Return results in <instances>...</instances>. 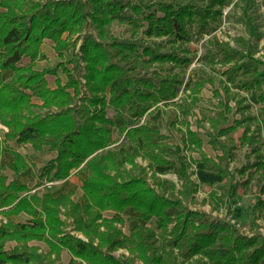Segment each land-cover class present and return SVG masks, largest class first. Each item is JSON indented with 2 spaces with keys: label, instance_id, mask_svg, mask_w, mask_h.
I'll use <instances>...</instances> for the list:
<instances>
[{
  "label": "trees",
  "instance_id": "1",
  "mask_svg": "<svg viewBox=\"0 0 264 264\" xmlns=\"http://www.w3.org/2000/svg\"><path fill=\"white\" fill-rule=\"evenodd\" d=\"M225 1L201 5L194 0H0V121L8 127L5 139H0V155L6 149L13 153L9 167L14 171L7 182L0 163V212L7 216L5 222L0 220V264H45L50 253L55 254L51 262H56L63 247L75 256L69 264H264V223L257 221V214L252 218L251 233H246L228 220L190 207L198 189L190 170L191 158L178 162L180 187L157 176V165L176 162L167 141L169 134L145 118L161 102L177 103L186 115L182 119L185 148L197 149L201 156L194 161L230 178L228 196L235 194L239 183L229 169L237 147L233 132L243 126L240 143L252 146L257 154L253 166L264 178V147L257 144L264 128V59L229 45L205 54L208 62L217 59L227 65L220 71L224 93L214 88L220 108L214 114L204 112L198 119L210 124L209 142L220 151L216 158L203 150V137L188 118L202 100V88L214 80L189 79L184 83L189 93L175 100L184 82L181 72L192 61L188 43L194 32L189 25L197 23L199 34L210 30ZM115 19L137 27L146 25L147 36L169 37L177 47L166 51L156 40L145 44L110 37L107 26ZM249 22L254 34L251 17ZM46 38L54 42L61 58L71 48L72 56L39 69L35 63L44 57ZM24 56L29 57L26 64L20 63ZM167 62L180 71L141 70ZM5 69L13 70L10 79L2 78ZM47 74L55 75L54 87ZM234 83L256 90L262 103L256 114L250 110L247 96L232 88ZM33 96L41 103L33 102ZM235 106L241 116L228 124ZM108 107L115 110L112 116ZM114 128L127 147L120 148ZM12 139L29 142L37 150L45 146L57 150L56 157L41 167V176L50 180L66 178L73 169L83 168L87 172L82 184L84 202L73 200L71 191L58 196L29 194L21 180L29 160L5 142ZM175 148L176 152L182 150L179 144ZM138 157L147 164H141ZM149 171L153 182L148 179ZM210 195L217 203L223 201L216 190ZM129 206L155 226L142 222L125 233L117 225L121 216L103 215L105 209L123 212ZM23 209L33 214L32 222L10 218ZM262 209L264 198L253 208L254 212ZM33 238L49 243L47 254L27 244ZM8 239H16L19 245L6 250ZM120 247L129 253L116 255L114 250Z\"/></svg>",
  "mask_w": 264,
  "mask_h": 264
},
{
  "label": "rangeland",
  "instance_id": "2",
  "mask_svg": "<svg viewBox=\"0 0 264 264\" xmlns=\"http://www.w3.org/2000/svg\"><path fill=\"white\" fill-rule=\"evenodd\" d=\"M153 1L155 2L160 0ZM177 1L187 2L190 0ZM194 1L198 2L201 5H205L210 0ZM216 7L219 6L216 5ZM161 12V10L158 11V13ZM249 17L252 18V22L254 24L253 26L256 29V32L254 34H252L251 32ZM213 26L214 27L210 30L199 34L197 23L189 25V28L194 32L192 39L188 43L192 61L188 65V67H186L184 71L181 72V76L183 77L184 82L178 93V96L175 97V100L180 101L181 97L189 93V89L186 88L184 84L189 81V79L206 78L214 80L213 84L211 82L206 83L205 87L202 89V100L199 106H196L194 108V114L189 115L188 118L190 120L192 128L199 130L204 138V146L206 148H203V150L209 156L216 158L217 154L220 151L212 148L207 144L210 138V136L208 135V132L211 130L210 124L207 119H203L204 121H199L198 119L201 118L202 115H204V112L206 114H214L215 111L220 108L218 103L219 97L217 95H214V88H219L221 90L220 78H222L223 75L220 73V71L223 70L227 65H223L217 59L215 63L208 62L205 58V54H207L208 52H219L226 45H229L237 50L244 52L245 54H247L248 51H252L256 57L264 59V0H226L225 3L221 6V14L213 22ZM107 27L110 37L121 40H136L145 44H150L151 40H156L162 45L160 48L166 51L174 49L178 44L177 42L169 40V37L147 36L144 32L146 25L143 24L140 27H137L127 21H120L118 19H115ZM74 36L76 37L77 34H75ZM80 42L81 38H79L77 41V49ZM42 50L44 52V57L36 60L35 63V67L39 69H42L49 65H56L61 60L69 59L72 56L73 51L72 48L68 51H65L63 57L64 59L61 58L54 49V42L48 38L44 40L42 44ZM21 62L23 64L28 63L29 57L24 56L20 63ZM141 70L142 72L148 71L149 73H152L154 70H162L163 72H167L180 71V67L173 66L171 62H167L164 65L152 63L147 68L142 67ZM10 71L11 70H8L7 72ZM59 74L62 80H66L65 74L60 68ZM47 79L50 86L54 87L56 85L55 75L47 74ZM231 86L234 90L239 91L240 95L243 94L247 96L248 100L250 101V110L253 113H256L259 110L260 102L256 97L255 89L248 90L246 88L240 87L237 83L231 84ZM32 100L35 103H41V99L37 96H33ZM232 104H235L234 100L232 101ZM201 107H203L204 109L202 110ZM114 113L115 110L112 107H108V114L112 116ZM185 116L186 115L184 113V110L180 108L177 103H173L171 101L167 103H159L158 107H156L148 115L145 116V118L147 119L151 118V120H149L154 127L159 128L162 132L169 134V138L167 139V141L171 144L170 148L174 153L172 155V158L176 162L174 164L165 166L157 165L155 167L157 176L159 178H166L172 182H175L177 187H180L182 171L178 162L181 158H191L192 162L190 170L193 172V178L198 183V189L194 201L189 204L190 207H192L193 209L207 211L211 214V216L228 220L238 226L241 231L251 233V222L255 214L259 216L257 221L261 225L264 223V209H262L260 212L259 210H256V212H254L253 210L255 203L260 198H264V178L260 175V171L257 170L255 166H253L254 162H256L257 160L256 152L253 151L251 145H242L240 143L239 137L243 131L242 128H239L237 131L233 132L235 140L237 142V148L235 149L234 159L229 164V169L232 173L235 174V181L238 180L239 183L237 184V190L235 194L228 196V190L231 181L230 178H222L220 174H218L215 170L204 167L201 161H194V159L200 158V152L197 149L191 147L185 148L183 140V131L185 130V125L182 123V119ZM236 116H240V113H232L230 115L229 121L232 122L233 118ZM173 120L177 121V124L174 126L171 125V121ZM254 127L255 125L253 126V128ZM7 130L8 127L0 121V139H5V133ZM114 137L118 138L117 143H120V148L127 147V145L125 144L126 141L123 139V136L117 132V130L114 131ZM10 141L11 140H5L7 144H10ZM175 144H179L182 150H178L176 152ZM257 144L264 147V130H262V135L261 137H259V141ZM129 146L131 147L132 143H129ZM34 150L37 151V149L35 148ZM5 151L11 152L10 150L6 149L2 152V154ZM137 160L143 165L147 164V161L142 159L141 157H138ZM5 167L6 166H4L3 169H5ZM41 167H35L34 169L36 171V174L39 175V181L36 187L28 189L29 194L36 193L37 190L48 187L47 182L51 181L46 175L41 176ZM241 168H245V171L243 173L239 172V169ZM3 169L1 170V172L7 176V181L8 175L12 174L14 177V171L10 167L6 168L4 172ZM147 176L148 179L153 182L154 179L151 171L148 172ZM52 181L54 182V180ZM213 190H216L218 192L219 196L223 198V201L217 203L211 197L210 193ZM21 211L27 210L23 209ZM27 212L31 213L30 211ZM13 214L17 213H12L10 215V218ZM124 214V216H121L122 221L118 222L117 225L122 228L125 233H130L133 226L142 222H145L146 224L153 227L155 226L154 222L144 221L143 219H141L138 215V212L132 209L129 211H124ZM0 220L5 222L7 220V216L0 212ZM261 230H263V227L261 228ZM77 234L85 238V235L83 233ZM34 239L36 238L28 240L27 244L37 246L39 252L47 254L50 249L49 243L46 241V248L42 249L38 245L30 243ZM18 245L19 242L16 239H8L5 243V249L13 250V248ZM176 251L177 250L175 249V252ZM114 253L116 255H127L129 252L127 248L120 247L114 250ZM54 255V253H50V257L48 258V260L46 259L45 264H58L57 261L51 262L50 260V258H53Z\"/></svg>",
  "mask_w": 264,
  "mask_h": 264
},
{
  "label": "crops",
  "instance_id": "3",
  "mask_svg": "<svg viewBox=\"0 0 264 264\" xmlns=\"http://www.w3.org/2000/svg\"><path fill=\"white\" fill-rule=\"evenodd\" d=\"M8 70H11V69H5V70L1 71L2 78L5 80L10 79L12 74H13V70H11L10 72H7ZM263 89H264V83H263ZM255 92H256V90H255ZM201 94H202V91H201ZM256 97L258 99L257 92H256ZM232 101L233 100H230L231 104H232ZM258 101L260 102V106H259V108H260L262 106V103L259 99H258ZM232 113H239V112H236V106L234 107V110ZM232 113H230V115ZM240 116H241V114H240ZM240 116H236V117H240ZM234 118H233V120H234ZM149 119L151 120V118H149ZM229 119H230V117H229ZM229 119H228V124H231L233 122V120H232V122H230ZM239 128H242L244 130L243 126L238 127V129ZM116 130L117 129L114 128V131H116ZM237 130H235V131H237ZM262 130H264V128ZM242 133H243V131H242ZM14 140H11L9 145L12 148H16V150L25 154L29 160L28 167L22 172V181L27 185V187L29 189H31L32 187L34 188L37 186L38 181H39V175L36 174V171L34 170L35 167L39 168V167L43 166L48 160L56 157L57 150L56 149H49L48 146H45L43 150L35 151L32 144H30V143L18 144L17 141L16 140L14 141ZM209 140H210V138H209ZM209 140H208L207 144L209 146H211L212 148H214L212 146V144L209 142ZM202 148H206L204 146V138H203ZM12 160H13V154L11 152L5 151L1 155L0 163L3 164L4 166H6L5 169H3V172L6 170V168H9L8 165L12 162ZM86 175H87V172L83 168L73 169L71 174L68 177L63 178V179L54 180V182L51 183L50 185H48V187H44L41 190H37L36 193L38 195L42 196L43 194L50 192L53 196H58L62 193H67V192L71 191L72 192V194H71L72 199L75 201H79V202L83 203L84 202V198H83L84 190L82 188V184H83V179L86 177ZM12 178H13L12 174L8 175V181L7 182H9ZM131 209L134 210L131 206H129L124 211H129ZM124 211L119 212V211H116L114 209H105L103 211V215H105L107 217H112L114 215L124 216L125 215ZM11 218L17 222H32L33 215L27 211H21L17 214H13L11 216ZM77 233H81V232L77 231ZM14 243H16V242H14ZM30 243L36 244L39 247H41L42 249H44V248H46L47 242L45 240H41V239H39V240L34 239ZM73 257H75V256L69 250V248L63 247L62 250L60 251V257L57 260V262L60 264H69V262L71 261V259Z\"/></svg>",
  "mask_w": 264,
  "mask_h": 264
},
{
  "label": "built area",
  "instance_id": "4",
  "mask_svg": "<svg viewBox=\"0 0 264 264\" xmlns=\"http://www.w3.org/2000/svg\"><path fill=\"white\" fill-rule=\"evenodd\" d=\"M52 182H53L52 180L51 181H48L47 184L50 185Z\"/></svg>",
  "mask_w": 264,
  "mask_h": 264
}]
</instances>
